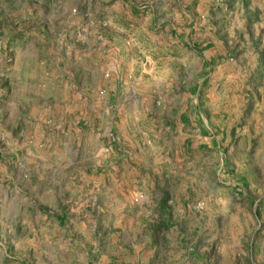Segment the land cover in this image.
<instances>
[{
	"label": "rangeland",
	"instance_id": "obj_1",
	"mask_svg": "<svg viewBox=\"0 0 264 264\" xmlns=\"http://www.w3.org/2000/svg\"><path fill=\"white\" fill-rule=\"evenodd\" d=\"M170 156L196 189L176 193L181 226H150ZM26 180L29 210L69 225L62 244L41 219L10 241L40 258L264 264V0H0V192ZM174 226L195 258L167 245Z\"/></svg>",
	"mask_w": 264,
	"mask_h": 264
},
{
	"label": "crops",
	"instance_id": "obj_2",
	"mask_svg": "<svg viewBox=\"0 0 264 264\" xmlns=\"http://www.w3.org/2000/svg\"><path fill=\"white\" fill-rule=\"evenodd\" d=\"M132 6H134L132 4ZM134 8H136V6H134ZM107 41V40H104ZM107 46H111L110 50L107 49ZM117 47H115L113 44H109V42H104L102 44H100V54L107 57L112 55L115 56V54L113 53V51L116 49ZM107 49V51L105 50ZM103 50V52H102ZM106 52H110L111 54H105ZM184 69H181L180 72L181 74H179L180 72L176 73V76H174L173 74L175 72L171 71L169 73V76H171L170 78H168V80H170L171 82H173L174 84L178 82V85L182 84V78L181 76L183 75ZM173 75V76H172ZM177 85V84H176ZM179 91V86L177 88ZM169 159H171L172 161H174V163L179 164L180 160L178 158H174L173 156L168 157ZM188 171V169H186L185 164L182 163V165H178L176 166L175 172H173V175H170V178L172 176L171 179V184L174 183L175 184V189L170 191V186L164 190L163 195L159 198V205H160V212L161 215H163L162 217H164L163 221H159L158 216H154L153 213H150L148 220L146 222L150 223L151 225H160L163 224L164 225H168L170 226L171 224H176L181 226V221L179 219H176V214L174 217V214L172 213V209H173V204L174 202H179V200L182 199H178L177 198V194L178 193L180 196H182V194H186V192H189L190 190H195L196 189V181L194 180L195 176L194 175H190ZM194 174V172H192ZM170 174V172L168 173ZM190 175V176H189ZM196 175V174H195ZM15 181V180H13ZM31 181V180H30ZM27 181L23 183V185H21L19 188H17L16 184L14 185V187L11 189L9 188V190L6 191H1L0 192V245L4 248L5 252H4V257H3V261L0 262V264H30L32 261V257L34 258H38V260L36 261L35 264H65V262H54L52 260V257L50 255V253H48V259L46 258H40L42 257L43 251L40 250V247L38 246L37 249H34L32 252L26 253L27 251L25 249H19L20 245H12V247H10L11 243L10 241L15 242V240L19 241L21 234H24V231L28 228L29 230H32L33 228H35V226L37 228L41 227V220L43 221V227H44V233L47 237V239H50L51 241L54 240V243H61V239H66V237L70 234L69 232V225H64L60 227V223L57 221L58 217L60 216H54V217H48L46 216L44 219H39V217H37L34 213H32V210L29 208L32 207L30 203V196L28 194V191L30 190V188L32 187V185H30L29 187L26 186L25 184ZM31 183V182H30ZM168 184H170V181H167ZM154 186H155V182H154ZM157 187L162 188V186H158V184L156 183ZM14 189H18L17 191H14ZM183 197V196H182ZM138 199L140 200L139 202L142 203H150L148 202V198L147 195L143 192L140 194V197H138ZM147 200V201H146ZM137 201V200H136ZM186 204V202H184V205ZM193 209L195 207V204H191V205H187V207H190ZM117 212L122 210L121 206H115ZM152 209V208H151ZM128 211L130 212V210L128 209ZM151 211V210H150ZM122 215L125 216V212L121 211ZM134 215V214H133ZM44 217V216H43ZM57 218V219H56ZM64 218V216H62V219ZM139 218V217H138ZM61 222H63V220H60ZM143 222V221H142ZM136 224V223H135ZM111 226V224H110ZM26 228V229H25ZM117 226L114 225V229H116ZM112 229V228H111ZM112 232V241L113 244L118 247L119 244L121 243V238H120V234L117 232H114L113 229L111 230ZM133 234L135 235L138 230L137 229H133L132 230ZM139 232H141V229L139 228ZM153 232L150 233V240H154L156 239L157 235L159 233H154ZM137 235V234H136ZM188 232L186 229H181L179 227H170L168 228L166 231L164 230V238L167 241V245L172 249H174V247L178 248L180 245L182 247H179L181 249H183V254L184 257L189 256V257H196V246L195 245H188ZM4 240V242L2 243V241ZM185 242V244H184ZM62 244V243H61ZM111 245V244H110ZM185 245V247H184ZM88 247V245H86ZM10 250H9V249ZM14 251H13V250ZM91 255L92 257L98 256V255H103V257L105 258V260H107L108 264H115L111 257H114V251H101L100 249H94V250H90L89 251V255ZM69 257L72 256L70 253H68ZM119 256H124L125 254L121 255V252H119ZM118 256V257H119ZM179 251L176 253V255L173 254V250L171 251V254L169 253L168 256H166L165 261L168 262L169 260H179ZM126 259H128L127 257L123 258L120 257L118 258V260H116V264H127ZM47 261V262H46ZM90 264V263H89ZM91 264H95V263H91ZM149 264V263H146Z\"/></svg>",
	"mask_w": 264,
	"mask_h": 264
}]
</instances>
